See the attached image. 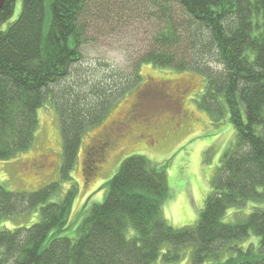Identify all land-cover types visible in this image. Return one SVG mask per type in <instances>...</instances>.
<instances>
[{"label":"trees","instance_id":"trees-1","mask_svg":"<svg viewBox=\"0 0 264 264\" xmlns=\"http://www.w3.org/2000/svg\"><path fill=\"white\" fill-rule=\"evenodd\" d=\"M21 1L20 15L5 30L17 0L0 8V159L31 147L38 109L52 99L63 140L61 170L69 177L85 130L137 83L145 61L201 75V106L215 113L227 105L236 137L194 226L168 223L166 171L143 154L120 164L104 201L84 213L76 238L61 234L77 223L71 220L76 187L55 201L57 182L33 191L0 183V219L41 207L30 226L0 228V264H154L158 258L172 264L191 246L192 264H264V208L225 221L231 207L264 199V0ZM124 18L141 35L132 45L137 52L125 49L121 65L88 62L91 22L106 27ZM251 233L258 246H238L222 257L226 247L234 249L228 244Z\"/></svg>","mask_w":264,"mask_h":264},{"label":"rangeland","instance_id":"rangeland-1","mask_svg":"<svg viewBox=\"0 0 264 264\" xmlns=\"http://www.w3.org/2000/svg\"><path fill=\"white\" fill-rule=\"evenodd\" d=\"M21 10L22 1L17 0L13 16L1 28L5 30L17 20ZM256 18L257 13L254 20ZM125 19L110 21L106 27L91 22L88 35L93 41L87 43L84 50L88 62L95 63L99 59L121 65L125 61V49L131 54L137 52L132 45H137L141 35H136L139 31L133 27L134 22L129 24ZM140 75L137 83L116 99L99 122L85 130L69 177L61 170L63 140L57 106L52 99H46L38 109L39 126L31 147L13 159H0V183L8 190L33 191L57 182L58 188L50 199L56 201L62 199L69 188L76 187L71 220L76 219L77 223L62 235L76 238L77 225L84 213L93 204L104 201L107 182L133 154H143L152 167L165 169L168 196L163 211L168 223L176 228L194 226L199 218L225 149L235 141L229 109L224 105L220 111L211 113L201 106L205 79L195 72L145 61L140 65ZM163 80H166L164 84L158 83ZM174 88L181 92L177 93ZM123 117L127 120L125 123L113 126V143L102 139L101 143L93 145L94 138L111 121ZM255 206L264 208V199H251L244 207H231L225 221L235 222L238 213L248 214ZM40 209L0 219V228L13 230L30 226L40 219ZM258 240L259 237L251 233L239 242L228 244L234 249L230 248V252L226 247L222 257L234 253L238 246L252 249L254 243L258 246ZM169 247L170 244H165L163 251ZM191 249L192 246L183 248L180 261L172 264H192ZM154 264L165 263L158 258Z\"/></svg>","mask_w":264,"mask_h":264},{"label":"flooded vegetation","instance_id":"flooded-vegetation-1","mask_svg":"<svg viewBox=\"0 0 264 264\" xmlns=\"http://www.w3.org/2000/svg\"><path fill=\"white\" fill-rule=\"evenodd\" d=\"M151 79V78H150ZM152 80V79H151ZM166 82V80H163V81H158V83H165ZM157 83V82H156ZM175 87V86H174ZM174 89H176V92L177 93H179V92H181L180 90H178L177 88H174ZM174 93H175V90H174ZM136 104H138V102L136 101ZM135 105V104H134ZM133 105V106H134ZM125 117V116H124ZM124 117L123 118H115L113 121H111L110 122V125L102 132V133H100V134H98V136L97 137H95L94 138V141H93V145L95 144V145H97L98 143H101L100 141L102 140V139H106V141L107 140H109V143L111 144V143H113V140L115 139V131L113 130V126H120V124H122V123H125L127 120H125L124 119ZM128 119H130L129 117H128ZM117 126V127H118Z\"/></svg>","mask_w":264,"mask_h":264},{"label":"water","instance_id":"water-1","mask_svg":"<svg viewBox=\"0 0 264 264\" xmlns=\"http://www.w3.org/2000/svg\"><path fill=\"white\" fill-rule=\"evenodd\" d=\"M4 2H5V0H0V8L2 7Z\"/></svg>","mask_w":264,"mask_h":264}]
</instances>
